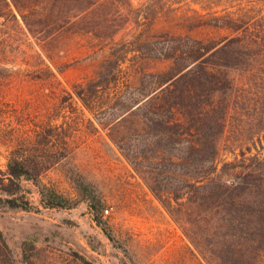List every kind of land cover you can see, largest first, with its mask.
<instances>
[{"label": "trees", "instance_id": "1", "mask_svg": "<svg viewBox=\"0 0 264 264\" xmlns=\"http://www.w3.org/2000/svg\"><path fill=\"white\" fill-rule=\"evenodd\" d=\"M131 2L0 0V28L19 30L22 20L46 51L65 31L79 35V48L93 57L95 69L74 85V95L96 118L103 109L113 112L109 124L116 130L109 137L190 241L224 264L264 260V144L253 152V140V146L232 151L231 160L221 158L219 149L231 102L244 108L247 101L264 115V0H139L138 7ZM167 9L169 24L157 26ZM1 45L0 71L11 63ZM160 62L165 65L156 66ZM233 69L249 80L236 96ZM8 82L0 73V113L1 104L8 105ZM14 109L16 117L24 115ZM32 122L29 132L4 138L0 203L32 209L23 184L31 181L41 206L70 207L68 196L42 180L70 152L68 125L40 116ZM76 182L99 219L102 200L89 182ZM35 241L23 239L17 255L0 229V264H39ZM70 262L97 264L74 253Z\"/></svg>", "mask_w": 264, "mask_h": 264}, {"label": "rangeland", "instance_id": "2", "mask_svg": "<svg viewBox=\"0 0 264 264\" xmlns=\"http://www.w3.org/2000/svg\"><path fill=\"white\" fill-rule=\"evenodd\" d=\"M138 1L131 3L138 7L143 3ZM192 5L199 7V3ZM168 13L169 9L157 26L169 24ZM20 24L19 30L0 28V45H4V56L11 61L8 69L0 71L9 79L4 87L8 105L1 104L0 113V166H6L7 135L13 139L15 134L29 132L34 126L32 119L39 116L52 118V123L66 122L70 152L46 171L42 180L68 196L72 206H41L36 186L24 181L35 203L32 209L0 203V229L14 253L20 255L23 239L33 238L40 248L36 259L39 264H71L73 253L85 255L97 264H224L213 253L204 256L200 252L182 223L173 218L111 140L109 132L116 130L109 124L113 112L103 109L96 118L74 95V85L85 82L95 69L93 57L79 48L81 37L73 30L65 31L50 42V51H46L22 20ZM12 70L18 72L13 74ZM229 74L235 79L236 96L242 91L241 83L249 81L248 75L240 69L230 70ZM242 104L231 102L219 141L220 157L225 160L233 159L232 151L253 146V140V152L264 144V115L249 102L244 103V108ZM14 108H21L24 115L16 117ZM78 179L89 182L102 200L99 219L82 197L84 193L79 192ZM210 248L206 250L214 251ZM228 264H264V260Z\"/></svg>", "mask_w": 264, "mask_h": 264}]
</instances>
